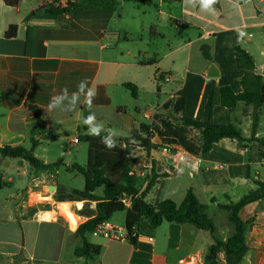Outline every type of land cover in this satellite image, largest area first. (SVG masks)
<instances>
[{
	"label": "crops",
	"instance_id": "0c3cea01",
	"mask_svg": "<svg viewBox=\"0 0 264 264\" xmlns=\"http://www.w3.org/2000/svg\"><path fill=\"white\" fill-rule=\"evenodd\" d=\"M125 2L116 11L53 17L44 8L63 7L66 0H22L16 7L0 0V146L30 150L35 140L37 159L46 165L62 163L36 169L25 161L24 169H15L14 159L0 156V264H226L221 248L207 262L215 240L227 242L232 234L228 212L220 205L237 202L263 180L262 145L253 141L243 148L237 139L223 138L203 154L200 132L176 118L202 119L213 82L237 94L243 91L244 70L233 44L254 57L264 80V0H218L204 12L183 0L130 1L129 24L121 12ZM11 25L17 26V35L8 39L5 32ZM203 46L212 60L204 57ZM211 64L216 77L208 76ZM82 80L88 84L84 93L88 87L96 92L91 106L96 123L103 132L115 130L117 143L141 124L149 126L151 143L158 148L148 152L122 144L131 172L140 177V190L153 167L168 174L156 180L147 201L157 206L169 199L180 205L192 190L203 214L214 222V236L191 223L163 222L154 228L143 218L135 244L94 231L85 234L92 256L75 254L84 244L76 234L88 220L79 214L84 201H59L56 196L59 186L67 192L85 186L83 175L66 169L87 164L86 149L74 141L87 134L81 121L90 114L84 93L73 99ZM127 83L137 87L136 97ZM65 88L62 107L74 110L49 111L52 97ZM30 106L39 109V117ZM252 111L243 102L232 112L216 105L213 121H232L248 138ZM259 118L256 137L264 138V107ZM54 185L56 190L50 191ZM96 195L103 196L102 187ZM64 204L75 215V224ZM96 204L92 201L91 208ZM126 212L114 213L105 223L127 232ZM238 216L248 223L249 249L240 264H250L253 252L256 264H264V197L242 207Z\"/></svg>",
	"mask_w": 264,
	"mask_h": 264
},
{
	"label": "trees",
	"instance_id": "16d2710c",
	"mask_svg": "<svg viewBox=\"0 0 264 264\" xmlns=\"http://www.w3.org/2000/svg\"><path fill=\"white\" fill-rule=\"evenodd\" d=\"M22 0H4L5 4L16 7ZM121 0H66L63 7L51 4L44 8L47 16L60 17L64 14H73L83 10H110L116 11ZM137 1V0H124ZM17 26L11 25L5 32L8 39L15 38ZM232 47L239 54L240 67L244 70L242 78L243 91L235 93L230 86H217L212 83L207 102L205 104L204 117L200 120L182 116L176 118L185 126L193 127L200 132V144L202 153L209 152L214 143L223 138H234L239 141L243 148H247L249 143L257 141L262 145L264 158V138L256 137L258 124L260 121V109L264 107V80L262 75L256 71L254 57L240 44H233ZM207 46L202 47V53L207 60H212V56L207 50ZM142 63V62H141ZM125 86L131 91L134 97L137 96V87L127 83ZM243 102L246 107H252V134L245 137L241 129L232 121L227 124H216L213 121V111L216 105H221L230 112L235 106ZM30 109L39 117V109L30 106ZM107 135L102 132L101 136ZM152 132L149 126L141 124L138 130H134L129 136H122L120 143L112 149H108L101 143V137H93L80 134L78 141L88 144L87 164L84 166L73 164L66 167L68 171L78 172L85 179V186L82 191L74 190L67 192L64 187L57 189V199L59 201H84L83 208L79 214L86 216L88 220L82 223L76 234L83 237L84 244L75 250L77 256L90 258L93 247L85 239V234L94 232L100 225L108 222L114 213L127 210L125 227L128 239L131 243H136V235L143 218L148 220L154 228L163 222L191 223L199 229L209 231L213 236L216 231L213 220L203 214L202 206L192 190L186 193L183 202L177 205L172 200H164L157 206L147 201V196L154 187L156 180L160 177H167V173H156L154 167L147 176L146 185L140 190V177L131 172L128 157L126 156L122 144L143 147L150 152L152 148L158 146L151 143ZM37 142L33 140L30 150L23 146H0V156L2 158L24 159L33 168L48 169L59 166L62 163L43 164L34 155ZM257 188L244 195L237 202L221 204L220 207L228 212V221L232 228V234L227 242L215 240V244L210 247L207 262L216 258L217 251L221 248L225 254L226 264H240L248 252L245 232L248 223L243 222L238 213L245 205L260 200L264 197V178L257 181ZM103 188V196L96 195L98 188ZM131 199V206L126 208L123 199ZM96 201L95 209L90 203Z\"/></svg>",
	"mask_w": 264,
	"mask_h": 264
},
{
	"label": "clouds",
	"instance_id": "9594fccd",
	"mask_svg": "<svg viewBox=\"0 0 264 264\" xmlns=\"http://www.w3.org/2000/svg\"><path fill=\"white\" fill-rule=\"evenodd\" d=\"M185 5H190L195 7L196 5H199L200 11L204 12L205 9H209L211 5L216 4L218 0H183ZM247 3L248 0H245ZM238 8V7H237ZM215 13L213 12V15ZM244 35L243 32L239 33V36L242 37ZM87 84L86 80H82L78 85V91L73 93V99H76L81 93H84V88ZM67 89H63L60 94L55 95L52 97L49 105L48 110L49 111H58L60 113H68L69 111H73L74 109H64L62 107V101L67 96ZM85 94V103L88 105L90 109V114L83 118L81 123L86 127L87 135L93 136V137H101V143L104 144V146L108 149H112L116 146L115 139L118 134L113 129L107 130V135L101 136V133L104 131L103 125L96 123V114L91 111L92 101L96 95V92L93 88H89ZM193 168L195 165L192 166Z\"/></svg>",
	"mask_w": 264,
	"mask_h": 264
},
{
	"label": "built area",
	"instance_id": "2783aa9c",
	"mask_svg": "<svg viewBox=\"0 0 264 264\" xmlns=\"http://www.w3.org/2000/svg\"><path fill=\"white\" fill-rule=\"evenodd\" d=\"M74 141L78 142V139H75ZM179 160L183 161L184 157L180 156ZM123 202H124L125 206H130L131 199L128 197H125L123 199ZM95 231H97L98 233L102 234L103 236H105L107 238L118 239V240H124V239L128 240L127 232H125L124 230H121V229H114V228L110 227L107 223H103Z\"/></svg>",
	"mask_w": 264,
	"mask_h": 264
},
{
	"label": "water",
	"instance_id": "95a60500",
	"mask_svg": "<svg viewBox=\"0 0 264 264\" xmlns=\"http://www.w3.org/2000/svg\"><path fill=\"white\" fill-rule=\"evenodd\" d=\"M260 74V72H257ZM218 75V72L216 70V66L214 64H211L208 76L209 77H216ZM11 168L15 169H24L25 168V160L24 159H16L14 162L11 164ZM50 191L56 190V186H50L49 187ZM250 264H256V259H255V253L253 252L250 257Z\"/></svg>",
	"mask_w": 264,
	"mask_h": 264
},
{
	"label": "rangeland",
	"instance_id": "374dc122",
	"mask_svg": "<svg viewBox=\"0 0 264 264\" xmlns=\"http://www.w3.org/2000/svg\"><path fill=\"white\" fill-rule=\"evenodd\" d=\"M133 4L134 3L130 2V1H126L124 3V7L121 9L125 24H129V22L131 20L130 15L132 13V9H133V6H134ZM81 146H83V148H85L87 153H88V144L86 142H81ZM80 155L82 156V152L79 154V157H80ZM80 163H85V162H80Z\"/></svg>",
	"mask_w": 264,
	"mask_h": 264
},
{
	"label": "bare ground",
	"instance_id": "6f19581e",
	"mask_svg": "<svg viewBox=\"0 0 264 264\" xmlns=\"http://www.w3.org/2000/svg\"><path fill=\"white\" fill-rule=\"evenodd\" d=\"M69 205L68 204H64L63 205V210H64V212H67V214L69 215V217H70V219H71V221H72V223L73 224H75L76 223V218L69 212V210L67 209V207H68Z\"/></svg>",
	"mask_w": 264,
	"mask_h": 264
}]
</instances>
